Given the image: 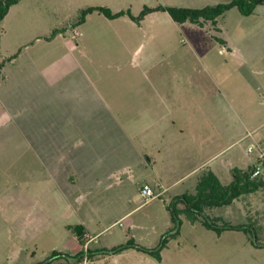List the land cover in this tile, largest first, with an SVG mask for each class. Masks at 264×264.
<instances>
[{
	"label": "rangeland",
	"instance_id": "rangeland-1",
	"mask_svg": "<svg viewBox=\"0 0 264 264\" xmlns=\"http://www.w3.org/2000/svg\"><path fill=\"white\" fill-rule=\"evenodd\" d=\"M228 1L22 0L18 10L22 26L18 30L25 36L20 39L21 43H29L44 33L52 36V32L64 28L69 44L78 45L73 52L78 66L49 94L54 97L55 91H70L74 116L82 110L75 102L82 96L86 102L83 111L87 110L89 117L83 124V138L78 140V155H73L78 163L72 171H58V187L51 189L57 194L53 193L51 203L45 204L46 208H52L56 225L52 227L50 242L39 241L41 251L36 257L39 262L48 258L42 251L45 244L52 250H63L72 230H75L78 251L111 248L129 239L146 248L156 247L162 236L174 231L170 211L176 197L194 193L199 170L206 169L208 159H212L207 163L218 171L223 185L231 182L234 169L246 170L260 165L262 173L258 177L264 176V3L250 16H242L232 8L217 19L219 32L214 35L225 40L227 46L213 37L211 27L204 29L189 22L175 23L166 12L155 17L158 24L162 23L158 27L163 31L162 42H148L138 31L130 34V42L114 39V32L109 30L111 25L103 23L107 20L97 12L88 17L86 24L73 26L80 10L87 7H104L112 13L129 10L138 16L144 6L202 8ZM116 29L128 34L122 25ZM74 30L81 36L72 37ZM14 33L13 27L8 26L3 52ZM55 44L54 58L58 60L65 50L63 41ZM155 58L159 59L158 63L148 75L144 71L150 59ZM151 78L158 83L183 86V107L169 114V127L171 121L178 127L190 126L194 131L201 126L210 130L212 138L195 140L188 135H172L174 129L150 124L137 115L124 114L115 119V93L127 89L129 84L135 85L131 102L138 114L146 109L145 103H149L145 91ZM1 95L0 90V100ZM119 100L127 102L129 93H122ZM51 110L60 115L64 107L52 106ZM31 114L32 109L24 106L19 112L10 114L12 122L6 130L10 139H4V128H0V264H7L5 258L11 245H18L11 232L12 221L29 210L36 199L35 188L22 185L23 181L32 179L34 172L22 170L25 161L20 162L18 155L23 133L21 121ZM159 134L163 135L168 152L163 163L151 170L137 157V152L146 153V145L156 144ZM249 147L250 152L247 151ZM68 173L74 182L68 189L82 198L72 196V212L66 208L69 200L59 192L60 177ZM156 176L160 181H156ZM144 182L151 188L160 182L167 190L145 201L138 191ZM183 207L176 205L180 211L179 232L168 237L160 252L162 264H264V248L260 247L264 244V189L240 196L228 206L204 211L207 218H219V225L246 226L247 232L256 233V241L240 230H226L217 235L205 228L201 219L191 222L182 211ZM81 224L87 225L90 233L75 228ZM77 249L72 252H78ZM85 257L86 264H99L97 261L105 256ZM124 258L131 264H148L152 259L136 250ZM55 261L51 263L56 264ZM57 264L70 263L59 261Z\"/></svg>",
	"mask_w": 264,
	"mask_h": 264
},
{
	"label": "crops",
	"instance_id": "crops-1",
	"mask_svg": "<svg viewBox=\"0 0 264 264\" xmlns=\"http://www.w3.org/2000/svg\"><path fill=\"white\" fill-rule=\"evenodd\" d=\"M210 1L215 2V0ZM21 3L22 0H19L17 4L10 7L8 13L0 22V61L11 58L4 63L1 69L0 90L2 91V99L0 100V128H4V139H10L9 132L6 131L12 122V116H10V114L19 112L20 108L23 106L30 110L32 109V114L29 115V117H23V121H21L23 124V133L20 137L22 141L18 148V155L20 162L24 163L25 161V164L22 165V170L34 172L32 179H29L27 182L26 180L23 181L22 185L24 187L33 186L35 188L34 192L36 199L33 200V205L29 210L12 221L13 230H11V232L18 240V245H11V249H9L5 259L7 264H40L44 261L39 262L36 259L37 253L41 251L39 241L41 239L43 242H50L52 227L56 225V218L53 216L52 208H46L45 204L51 203L53 193L54 196L57 194L55 190L51 191V189H57L58 187V171L65 173L66 171H72L78 163V158L75 159L73 155H78L76 151L79 145L78 140L83 138V124L89 121V117L87 115V110L85 112L83 111L86 102L83 100L82 96H78V99L75 101L82 110L74 116L73 94L71 95L70 91H67V89H61L57 91L58 93L55 91V98L53 96L51 97L49 94V92L54 90L57 84L62 83L63 79H66L67 76L73 72L74 67L78 66L73 54V52L77 50L78 45L72 47L69 44V40L66 38L67 32L64 28L60 29V31L52 36L44 33L43 35H38L29 43H21L20 39L25 36L23 32L20 33L18 30L20 26H22V20L19 18L18 12ZM217 4L218 3H215L211 6ZM93 13L88 14L82 24H86L89 20L88 17ZM162 13L163 11L150 13L146 15L139 24L132 21L127 15L112 20L105 18L107 22L103 23L111 25V27L108 28L110 32H114L112 34L113 38L117 40L124 39L125 42H130V34H135L138 31L140 36L148 42H153L155 40L162 42L164 40L163 31L158 29L159 25L162 26V23L160 22V24H158V19L155 18L158 14ZM121 25L127 28L128 34L125 31L122 33L120 30L116 29ZM8 26L10 28L13 27L15 33L7 45V50L3 52L2 49L5 37L8 36ZM146 26L150 28L146 30ZM207 27H211L215 39H218L221 44L227 46L225 40L219 39L214 35V33L219 32L217 21L215 27L207 23L202 28L205 29ZM103 29L105 30L107 28ZM76 32L79 34L78 36L75 35ZM80 36L81 33L74 30L72 37L78 38ZM109 38L110 37H108V39ZM58 40L61 43L63 41L65 52L63 56L57 60L54 58V50L56 46L55 43ZM79 51L81 53V50H78V52ZM157 60L159 59H150L144 72L148 75L151 74L155 64L158 63ZM79 73L85 76L82 70H80ZM57 78L62 79V81L57 82ZM149 82V88L145 91V97L149 100V103H145L146 109L138 114L135 111L134 102H131V92H136L135 85L129 84L127 89H120L115 93V98L113 99V106L117 108L113 115L115 119L124 114H128L129 116L137 115L140 118H146V121L150 124H162L169 127V124H167L169 114L178 112L180 110L179 108L183 107V86L179 85V83L173 85L158 83L157 80H153L152 78L149 79ZM126 91L129 93V100L127 102L125 100H119V96ZM17 98L19 101H17ZM109 101H112V99H109ZM58 105L64 107V111H62L60 115L56 114L55 110H51L52 106L55 107ZM101 116L103 121L104 116ZM153 117H157L155 121H151ZM175 124V121H171L172 126H170L169 129L175 130L172 132V135L179 137L188 135L195 140L212 138L209 129H202L201 126H199V129L197 128V130L194 131L190 126L178 127ZM25 127L28 128V130H24ZM85 129L87 135V126ZM159 136L160 137L157 138L159 141L156 144L150 142L146 145V153H143L142 150L137 152V157L143 160L144 164L150 166L151 170L156 168L159 163H163L168 152L162 141L164 138L163 135L159 134ZM79 155L82 157L83 151L79 152ZM210 160L212 159H208L207 162ZM82 161L83 158L80 159V163H82ZM207 162L205 163L207 164L206 169L203 171L202 169L199 170V172H201L200 175L210 170L220 180L218 171L208 165ZM195 170L196 169L191 172ZM156 178V181H160L158 176H156ZM60 179H62L61 182H59L60 195L64 199L69 200L67 201L68 207L66 206V208L72 212V196H75V198H82L80 195H77V192L72 193V191L68 189L70 183L74 184L70 173L64 174V177H60ZM176 182L177 181H175V183ZM144 184L149 185L146 182L142 183L138 191H140L141 186ZM155 188L158 189V192ZM152 189L157 195L167 190V188H163L160 185V182ZM23 192L25 191L23 190ZM76 227H79V230L88 231V227L85 224L77 225L75 228ZM74 233L75 230H72V235L64 244L63 250H52V248L46 247L45 244L42 251L45 252L47 257H49L48 254L52 252L71 256L76 254L77 252H72L77 249L76 246L78 245ZM89 245L90 243L88 246ZM93 249L98 250V248ZM132 250L134 249H128L116 255H107L97 262L99 264H131L124 256L128 255ZM160 256V262L151 257L156 263H154L152 259L148 260L147 263L162 264L163 257L161 253ZM96 258H98V256L93 259ZM59 261L60 260H57L55 263L57 264ZM51 262L53 263V261ZM51 262L47 264H52Z\"/></svg>",
	"mask_w": 264,
	"mask_h": 264
},
{
	"label": "trees",
	"instance_id": "trees-1",
	"mask_svg": "<svg viewBox=\"0 0 264 264\" xmlns=\"http://www.w3.org/2000/svg\"><path fill=\"white\" fill-rule=\"evenodd\" d=\"M18 2L19 0H0V22L8 13L10 7L17 4ZM263 3L264 0H229L226 3H218L214 6H205L202 8H186L161 5L150 8L144 6L139 15L136 17L132 16L128 10L112 13L109 9L104 7H87L80 10L78 19L73 26L81 25L84 22L85 17L93 12H97L110 20L127 15L132 21L139 24V22L143 20L146 15L157 11H163L166 12L175 23L183 24L189 22L199 27H203L205 24L209 23L215 27L217 19L230 9L236 8L242 16H250L254 13L255 8L259 5H262ZM55 33H57V31L52 32V35ZM10 59L11 58H6L0 61V79L1 69L4 63ZM252 171L253 168L246 170L234 169L232 171V180L227 185H223L218 177L210 170L202 173L196 183L194 193L182 194L181 196L176 197L170 211L171 222L174 225V231L173 233L162 236L156 247L146 248L136 244L132 239H129L126 243L111 248H103L95 251L80 250L72 256L58 252H52L51 255L41 264H47L54 260H60L62 263L69 262L70 264H77L82 262L85 256H87L89 259H93L96 256L116 255L128 249H134L136 251L145 253L154 258L156 261L160 262V252L166 246L168 237L175 236L179 232L180 220L178 213L180 211H178L176 208L177 204H182L184 206L182 211L191 222L201 219L202 225L205 228L214 231L217 235H220L226 230L246 231V226H234L230 224L219 225V218H207L204 216V211L206 209H212L215 207L228 206L240 196L264 189V176L251 179L250 175ZM78 232V237H80V231ZM247 233L251 235V240H257V236L254 231H248ZM78 241L80 244H82L81 240ZM260 247L264 248V244H262Z\"/></svg>",
	"mask_w": 264,
	"mask_h": 264
},
{
	"label": "built area",
	"instance_id": "built-area-1",
	"mask_svg": "<svg viewBox=\"0 0 264 264\" xmlns=\"http://www.w3.org/2000/svg\"><path fill=\"white\" fill-rule=\"evenodd\" d=\"M75 35L78 36L79 34L76 32ZM247 151L250 152L251 151V147H249L247 149ZM261 173H262L261 166L260 165H256L253 168V171L251 172L250 178L251 179L257 178ZM139 194H140L141 197L144 198L145 201H150V200L154 199L157 196V194L153 191V189L147 184H144V185L141 186ZM85 258L86 257L83 258L82 262L77 263V264H86V263H88V260H86Z\"/></svg>",
	"mask_w": 264,
	"mask_h": 264
}]
</instances>
